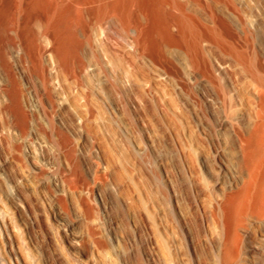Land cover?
<instances>
[{
    "label": "rangeland",
    "instance_id": "1",
    "mask_svg": "<svg viewBox=\"0 0 264 264\" xmlns=\"http://www.w3.org/2000/svg\"><path fill=\"white\" fill-rule=\"evenodd\" d=\"M99 7L0 0V264H264V0Z\"/></svg>",
    "mask_w": 264,
    "mask_h": 264
},
{
    "label": "bare ground",
    "instance_id": "2",
    "mask_svg": "<svg viewBox=\"0 0 264 264\" xmlns=\"http://www.w3.org/2000/svg\"><path fill=\"white\" fill-rule=\"evenodd\" d=\"M119 2V0H111V2L110 3H108V0H99V2H100V7H99V9H98V13H97V19H101V18H103L106 14H108V12L109 11H113L114 10V8H116V7H114V5L117 3V2ZM165 1V0H164ZM79 3H80V1H78ZM56 3V2H55ZM82 3V2H81ZM76 4V3H75ZM78 4V3H77ZM161 4V3H160ZM164 4V3H163ZM56 5V4H55ZM79 6V5H78ZM85 6V5H84ZM54 7H56V6H54ZM80 7V6H79ZM79 7H77L78 9H79ZM82 7V6H81ZM80 7V8H81ZM53 8V7H52ZM57 8V7H56ZM52 10H54V9H52ZM57 10V9H56ZM81 10V9H80ZM93 10V9H92ZM84 11V10H83ZM119 11V10H118ZM56 12V11H55ZM117 12V11H116ZM52 13H53V11H52ZM81 13H83V12H81ZM110 14V13H109ZM113 15H114V13H113ZM53 16V15H52ZM48 17V16H47ZM49 17H51V16H49ZM179 20H180V18H178ZM49 22H50V20H49ZM179 22V21H178ZM49 23H47V25H46V27H44V31H45V33L48 31V28H49ZM83 26V25H82ZM84 26H86V25H84ZM83 26V27H84ZM29 27V26H28ZM27 29V28H26ZM29 30V29H28ZM32 33V32H31ZM48 33V32H47ZM34 35V34H33ZM29 36V35H28ZM32 36V35H31ZM12 98V97H11ZM6 108H7V110L9 111V112H11V114H12V116H13V119L16 121V122H18L22 127H24L25 128V124H26V119H25V117H24V115L21 113V112H17L16 110H15V108H14V106L11 104V103H8V104H6ZM251 177H253V176H251ZM251 182V181H250ZM250 182H248V183H250ZM252 184V183H251Z\"/></svg>",
    "mask_w": 264,
    "mask_h": 264
}]
</instances>
